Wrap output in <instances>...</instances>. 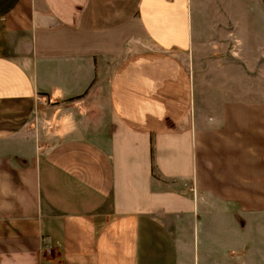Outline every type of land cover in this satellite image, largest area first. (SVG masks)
<instances>
[{"label":"crops","instance_id":"1","mask_svg":"<svg viewBox=\"0 0 264 264\" xmlns=\"http://www.w3.org/2000/svg\"><path fill=\"white\" fill-rule=\"evenodd\" d=\"M0 264H264V0H0Z\"/></svg>","mask_w":264,"mask_h":264}]
</instances>
